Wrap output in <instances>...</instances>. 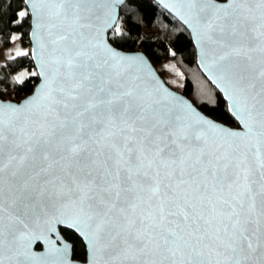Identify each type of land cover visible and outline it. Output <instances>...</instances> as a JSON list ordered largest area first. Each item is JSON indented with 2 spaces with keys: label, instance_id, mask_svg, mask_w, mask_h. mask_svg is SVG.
Returning a JSON list of instances; mask_svg holds the SVG:
<instances>
[{
  "label": "snow or ice",
  "instance_id": "snow-or-ice-1",
  "mask_svg": "<svg viewBox=\"0 0 264 264\" xmlns=\"http://www.w3.org/2000/svg\"><path fill=\"white\" fill-rule=\"evenodd\" d=\"M161 2L232 126L122 51L125 0H20L34 46L6 58L36 70L12 77L30 95L0 91V264H70L58 224L85 264H264V0Z\"/></svg>",
  "mask_w": 264,
  "mask_h": 264
},
{
  "label": "trees",
  "instance_id": "trees-1",
  "mask_svg": "<svg viewBox=\"0 0 264 264\" xmlns=\"http://www.w3.org/2000/svg\"><path fill=\"white\" fill-rule=\"evenodd\" d=\"M125 4L126 10L123 5L119 9L124 17L120 22L125 36L122 51H141L153 66L169 59L183 77L182 88L178 92L187 97L203 114L211 115L213 119L222 118L223 122L232 126L222 96L201 75L195 64L196 53L185 28L152 0H125ZM21 7L23 5L20 0H0V51L12 43L9 37L13 34L21 37L18 41L28 50L29 20L13 22L18 20ZM28 68L34 70L29 58L0 62V91L7 88L19 98L29 95L27 90L19 91L24 86L12 82L13 76ZM157 72L162 77L159 70ZM36 82L32 78L31 83L26 82L27 88H33ZM61 233L72 244L73 258L81 260L82 245L78 237L62 229Z\"/></svg>",
  "mask_w": 264,
  "mask_h": 264
},
{
  "label": "water",
  "instance_id": "water-1",
  "mask_svg": "<svg viewBox=\"0 0 264 264\" xmlns=\"http://www.w3.org/2000/svg\"><path fill=\"white\" fill-rule=\"evenodd\" d=\"M152 1H154L157 5H159L164 10V12H167L168 14H170L189 33L190 41H191V43H192V45L194 47V51L196 53V55H195V64L197 65L198 70L200 71L201 75H203L204 78H206V80L210 83V85H212L218 91V93L220 94V96H222V98H223V100L225 102V106H226L227 105V102L224 99L223 92H221L220 89H218L216 87L215 83H213V81L209 78L207 72L205 71V69L200 64L199 49H198V47H197V45L195 43V39L192 36L190 29L187 28V26L179 19V17L174 12H172L169 8H166L164 6V4L161 2V0H152ZM32 24H33V21L29 20V32H28V38H27L28 43H29L28 50L30 49V47L34 46V41L31 40V37L29 35L30 31L32 30L31 29V25ZM123 52H125V51H123ZM125 53L133 54V55H135V54L141 55L143 57V59L145 60V62L147 63V65L153 70V72L155 73L156 77L161 81V83L164 84V86L172 94H174V95H176L178 97H181L182 99L186 100L187 102H189L194 107V105L191 103V101L187 97L183 96L180 92H178V91H176V90H174V89H172V88H170V87L167 86V84L165 83L164 79L159 76V74H158L155 66L152 65V63L148 60V58L141 51H128V52H125ZM32 64H33L34 70H36L35 69V66H34V62H32ZM195 109L198 112H201L198 108H195ZM54 227H55V231H53L51 233H48V238L52 242H54V244H55V246L57 248H62L64 245H67L68 246V249H69V262H70V264H85V258H86V255H87V251H86V248H85V245H84L83 238L80 236V234L77 231H75L74 229H72L70 227H67L64 224H58V225H55ZM60 228L65 229V230H67L69 232L74 233L78 237V239L81 241V243H83L84 250H85V258H84L83 261H80V260H77V259L73 258V255H71L72 244H70V242L63 237L62 233H59ZM46 247L47 246L45 244H43V243H39V246H37L36 244H34L32 246V251L35 252V253H37V254H43L46 251Z\"/></svg>",
  "mask_w": 264,
  "mask_h": 264
},
{
  "label": "rangeland",
  "instance_id": "rangeland-1",
  "mask_svg": "<svg viewBox=\"0 0 264 264\" xmlns=\"http://www.w3.org/2000/svg\"><path fill=\"white\" fill-rule=\"evenodd\" d=\"M13 35H16V34H13ZM16 48H21L25 50V47L21 45L20 41L17 40L15 42H12L10 45H8V47L0 51V62L7 60L6 58L7 54H14V51ZM155 68L156 70H159L162 77L165 78L166 80L165 83L167 84L168 87L176 91L181 90L182 88L181 86L183 84V77L180 75L175 65H173V63L169 59H166L162 61L161 63H157L155 65ZM169 68L173 70L168 71Z\"/></svg>",
  "mask_w": 264,
  "mask_h": 264
},
{
  "label": "flooded vegetation",
  "instance_id": "flooded-vegetation-1",
  "mask_svg": "<svg viewBox=\"0 0 264 264\" xmlns=\"http://www.w3.org/2000/svg\"><path fill=\"white\" fill-rule=\"evenodd\" d=\"M61 229L62 228H60V230H59V233H61ZM62 230H65V229H62ZM65 231H67V230H65ZM67 232H69V231H67ZM63 235V234H62ZM64 237V236H63ZM80 241V240H79ZM80 243H81V241H80ZM71 244V243H70ZM81 245H82V254H83V258L80 260V261H83L84 260V258H85V250H84V245H83V243H81Z\"/></svg>",
  "mask_w": 264,
  "mask_h": 264
}]
</instances>
